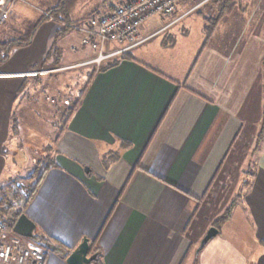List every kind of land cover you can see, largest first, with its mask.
<instances>
[{
    "label": "crops",
    "instance_id": "obj_1",
    "mask_svg": "<svg viewBox=\"0 0 264 264\" xmlns=\"http://www.w3.org/2000/svg\"><path fill=\"white\" fill-rule=\"evenodd\" d=\"M209 1H181L176 19L155 33L145 23L129 50L135 61L122 60L97 72L80 91L78 108L55 144L56 166L46 172L24 209L36 232L70 251L88 237L90 245L102 250L103 264H264V137L258 141L264 112V23L259 30L253 27L255 10L247 12L237 0L236 10L222 16L208 38L204 18L216 14L218 0ZM258 2L264 11V0ZM80 3L71 14L75 25H84L116 0H101L95 7L85 3L82 11ZM202 7L207 11L198 12ZM185 20L191 27L200 20L196 36L186 30L171 36V42L164 39L160 46L148 47L155 35ZM45 25L55 35L60 23L49 19L41 28ZM17 32L0 30V38ZM37 34L31 50L42 45ZM65 36L72 37L63 45L67 50L80 47V32L71 30L62 41ZM52 39L45 37L50 44ZM183 40H194L193 47L179 50ZM122 45L130 46L108 47L111 51ZM47 47L26 63L20 52L11 53L0 70L40 69L51 49ZM83 53L82 60L62 66L93 62L88 56L97 52L84 48ZM29 65L33 67H23ZM50 65L47 61L44 67ZM22 79L0 78V199L8 192L2 181L9 177L13 148L19 144L12 126L22 102ZM250 141L255 145L246 162ZM110 151L119 157L106 166ZM252 161L251 184L233 210L241 220L233 231L230 218L197 253ZM9 192L13 197L14 191ZM46 254L45 264H67L57 253Z\"/></svg>",
    "mask_w": 264,
    "mask_h": 264
},
{
    "label": "rangeland",
    "instance_id": "obj_2",
    "mask_svg": "<svg viewBox=\"0 0 264 264\" xmlns=\"http://www.w3.org/2000/svg\"><path fill=\"white\" fill-rule=\"evenodd\" d=\"M58 0H15L12 12L10 15V18L3 24H0V30L4 31L5 33L11 34L12 31H18L23 32V35L20 36V39H24L26 33H28V29L31 28L30 25L37 22V20L46 13V11L55 5ZM101 0H83V3L78 6V10L82 11L83 8L82 5L85 3L93 4L91 6L95 7L96 4H98ZM123 0H116L117 3H121ZM183 1V0H181ZM180 1V2H181ZM214 0H210L211 3H213ZM258 0H241V7L246 8L247 12H252L255 10L254 14V20L252 22L253 27L258 26L261 28L262 23H264V11L260 9V6L258 4ZM195 5V4H194ZM193 6V4H192ZM264 7V2L263 5ZM201 10H206V8L202 7L198 9V12ZM262 10V11H261ZM196 13V10L193 14ZM197 14V13H196ZM195 14V15H196ZM176 13L167 17H163L160 15L153 16L146 20L142 26L146 23V28L149 32H157L164 28L166 24H169L171 20L176 19ZM253 18V17H252ZM200 21V20H199ZM193 27L190 26V24L185 20L179 23V25L175 26L174 28H171L172 30L164 31L159 35H155L152 40L148 43V47H156L160 46L161 41L164 39L168 42L172 41V37H180L182 36L183 32L186 30H189L191 33H193L194 36L197 33L198 22ZM59 24V23H58ZM43 25V24H42ZM38 28L37 36L39 37V44L42 45L37 48H34L31 50L29 48L31 46L27 45L25 47H20L14 49L12 52V55L15 54V52H20L22 54L21 59L26 63L27 61H30V59L34 58L33 55L41 54L44 51L42 49L51 48L53 42L56 40V34L54 35V32H52V27L49 25H45L41 28V26ZM141 26V27H142ZM197 26L195 29L194 27ZM59 28H62L63 25H58ZM138 32L137 40L140 39V29ZM148 32V33H149ZM170 33V34H169ZM171 33H174V36L171 35ZM195 33V34H194ZM71 34V33H69ZM168 34V35H167ZM19 36V35H18ZM17 36V37H18ZM69 36V35H68ZM65 36L64 40L63 38H58V47L59 52L58 55L61 57V61L58 65L53 64V59L50 60L51 65L47 68H58L57 71L51 72L46 76L39 77L41 78V81H35L34 78H27L26 82L21 83L20 91H19V98L22 102H20L21 106L18 109L17 112V119L19 121V144L18 146L15 145L14 151L16 152V156H14V162L12 163V166L8 173V179L3 180V184H7L2 189L4 191H8L6 196H10V190L14 191L13 195L15 198V191H27L28 184L33 185L35 184L37 175H39L42 170L45 168V163H36L38 162V159L40 158L42 153L43 147H46L48 145H53L54 143V135L58 131L60 127V117L61 113L64 109V107L68 106L74 98L77 96H80L81 90L84 88L86 83L88 82L89 75L93 71H97L101 65L104 64L105 61L110 60L112 58L118 57L121 53H117V55L108 57L101 61L99 64L96 62H89V63H80L77 64L71 68H66L65 66H62L64 63L69 62H75L82 60L84 58V48L78 49V51H69L67 50L63 45L66 42H69V40H72V37ZM172 36V37H171ZM199 36V35H198ZM197 36V37H198ZM46 38H52V44H50L49 40H45ZM167 37V39H166ZM199 38V37H198ZM64 42V43H63ZM194 40H183L182 43L179 45V50H182L184 47L188 50L189 47H193ZM109 44L106 46V54H110L112 52L121 51L123 48L126 47V45L118 46L111 51L108 47ZM91 48V47H87ZM93 49V48H91ZM94 50V49H93ZM109 50V51H108ZM35 51V52H34ZM96 51V50H94ZM23 52V53H21ZM91 59H96L98 57V53L93 54L91 53L90 56ZM35 63V62H34ZM24 65V64H23ZM40 64H36V66H39ZM25 68L31 69L33 66H23ZM38 78V77H37ZM80 92V93H79ZM69 101V104H65V101ZM19 104V105H20ZM255 143L250 141V146L245 150L246 151V162L249 161L251 158V152L254 148ZM19 147V148H18ZM32 148H34L32 150ZM42 158V157H41ZM247 165V163H246ZM39 172L38 174H34ZM33 176L31 179H28V177ZM246 177V175H245ZM9 185V186H8ZM235 196L233 195V198ZM232 198V199H233ZM17 199V197H16ZM230 198L228 200L227 206L232 201ZM15 205L17 208H21L17 202H15ZM223 207V205L221 206ZM221 207H217L218 209H221ZM225 208V209H226ZM224 210L220 213L222 215L224 213ZM243 219V218H242ZM241 220L238 215L234 214L232 212L231 220L228 223V228L231 227L234 231V226L238 224V221ZM243 223V222H242ZM227 228L224 227L223 230L225 231Z\"/></svg>",
    "mask_w": 264,
    "mask_h": 264
},
{
    "label": "trees",
    "instance_id": "obj_3",
    "mask_svg": "<svg viewBox=\"0 0 264 264\" xmlns=\"http://www.w3.org/2000/svg\"><path fill=\"white\" fill-rule=\"evenodd\" d=\"M79 1L80 0H58L57 3H55V5H53L52 8L48 9L46 13L43 14L37 20L36 23L30 25L31 28L28 29V33H26L24 39H20V36L23 35V32H17V34H14V36H11V37L6 36L3 38H0V65L6 63L9 60L10 55L14 51V49L25 47L32 43L35 37V34L37 33V30L40 27V25H42L44 22L49 20L48 15L52 16L54 18V21L63 25V27L58 29L57 34H56V40L53 42V45L48 52L45 62L42 63V65L39 67L40 69L45 68L44 65L47 63V61H50L51 59H53V56H56L54 57L55 59L53 61V64L58 65L61 60V57L58 55V52H59L58 43H57L58 38H61L67 32L73 30L72 27L75 26V24L71 22V14H72L73 8ZM237 5H238L237 0H218L217 7H216V14L204 18L206 22L205 34L208 38H210L212 33L214 32L219 19L222 16L229 15L234 10H236ZM111 6L113 7V5ZM122 60L135 61V58L131 55L130 52H125L118 57L105 61L104 64L101 65V67L97 71H93L89 75L88 82L82 89V93L87 89L88 85L93 80V77L97 72L103 73L112 68H115L122 62ZM148 68L158 73L159 75L166 77L165 75L159 73L158 71L150 67ZM23 79L26 80L27 78H23ZM34 79L35 81H41V78L39 77L34 78ZM81 96L82 95L80 94V96H77L76 98H74L68 106L64 107L61 113V117H60L61 124H60L58 131L55 134L53 145H48L46 147H43L42 149L43 155L40 156V158L38 159V162L35 161L37 164L38 163L46 164L42 172L39 175H37L35 184L33 185L28 184L27 191H22V192L17 191V193L15 192L14 194L15 198L7 197L6 195H4L0 199V212H1L0 218L4 221V223L7 225L8 228H13V225L16 222V220L24 213V209L26 208V206L33 200L34 196L36 195L41 185L42 179L44 175L46 174V172L56 166L55 156H54V153L56 152L55 144L57 143V141L59 140L60 136L65 131V129L68 127V124L70 120L72 119L73 115L75 114L78 108V105L81 101ZM12 134L15 136L20 135L19 134V121L17 117L15 118V116L13 120ZM263 137H264V112H263V122L261 126L260 137L258 141L261 142ZM118 157H119V152L117 151L108 152L107 154H105V157H104L105 165L109 166V164L113 162L114 160H117ZM255 166L256 164L254 161L248 164V174L243 179L236 196L227 206L224 213L220 215L214 221L212 226L220 230L221 226L225 224L231 218V215H232V212L235 206L237 205L238 201L244 197L248 187L251 184V181H252L251 177L254 175ZM38 173L39 172L37 173L34 172L35 175ZM32 177L33 176H30L28 177V179H31ZM21 194H24L26 196V203H25L24 209L17 208L15 205V201L13 200V199H16V197L18 198L19 195ZM29 240H31L36 245L44 249V252L42 254L44 256L45 263L47 261L46 253H49V252L57 253L58 255L62 256L66 260V258L69 256L71 252L70 248L64 243L58 240H55V239L48 238L45 235H42L38 232H36L34 239H29ZM94 245L95 244L93 243L90 245V255L91 256L96 255V258L92 260L90 264H103L102 250L98 247L94 248Z\"/></svg>",
    "mask_w": 264,
    "mask_h": 264
},
{
    "label": "built area",
    "instance_id": "obj_4",
    "mask_svg": "<svg viewBox=\"0 0 264 264\" xmlns=\"http://www.w3.org/2000/svg\"><path fill=\"white\" fill-rule=\"evenodd\" d=\"M15 0H0V24L5 23L11 15ZM181 0H123L111 8H106L84 25H75L73 30L81 33L80 47H91L98 53L93 61L100 63L104 59L125 52L137 44L139 28L149 18L160 15L167 17L177 12ZM49 19L54 21L52 16ZM111 43L130 44L120 52L106 54V46ZM79 46H73L76 52ZM58 68L34 69L22 73H13L0 70V78H37L57 71ZM69 104V101H65ZM17 193V191H15ZM20 194V193H19ZM24 209L26 196L19 195L13 199ZM1 217V216H0ZM0 264H45L40 249L30 244L29 239L23 237L13 228H8L0 218Z\"/></svg>",
    "mask_w": 264,
    "mask_h": 264
},
{
    "label": "water",
    "instance_id": "obj_5",
    "mask_svg": "<svg viewBox=\"0 0 264 264\" xmlns=\"http://www.w3.org/2000/svg\"><path fill=\"white\" fill-rule=\"evenodd\" d=\"M36 224L25 213H23L14 223L13 230L17 234L28 239H34L36 234ZM220 230L214 226L210 227L207 234L201 241L197 253H199L206 244L215 236L219 234ZM96 255H90V242L88 237L81 239L78 246H76L66 258L67 264H90Z\"/></svg>",
    "mask_w": 264,
    "mask_h": 264
}]
</instances>
